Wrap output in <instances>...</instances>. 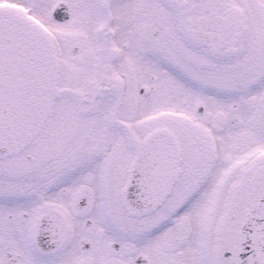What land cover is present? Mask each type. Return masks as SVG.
Returning <instances> with one entry per match:
<instances>
[{"label":"snow or ice","instance_id":"snow-or-ice-1","mask_svg":"<svg viewBox=\"0 0 264 264\" xmlns=\"http://www.w3.org/2000/svg\"><path fill=\"white\" fill-rule=\"evenodd\" d=\"M0 264H264V0H0Z\"/></svg>","mask_w":264,"mask_h":264}]
</instances>
